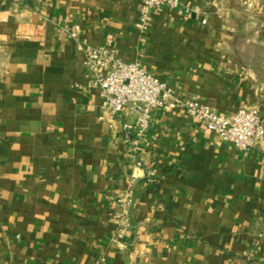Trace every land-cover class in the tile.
<instances>
[{
	"label": "crops",
	"instance_id": "obj_1",
	"mask_svg": "<svg viewBox=\"0 0 264 264\" xmlns=\"http://www.w3.org/2000/svg\"><path fill=\"white\" fill-rule=\"evenodd\" d=\"M142 2L0 0V264H264V145L245 152L184 109L155 111L139 145L157 170L149 183L125 135L99 120L63 30L92 45L113 34L123 61L183 98L264 120V0H181L193 12L165 6L140 31ZM131 174L123 228L116 200Z\"/></svg>",
	"mask_w": 264,
	"mask_h": 264
},
{
	"label": "built area",
	"instance_id": "obj_2",
	"mask_svg": "<svg viewBox=\"0 0 264 264\" xmlns=\"http://www.w3.org/2000/svg\"><path fill=\"white\" fill-rule=\"evenodd\" d=\"M165 6L182 13L193 12L183 6L181 0H143L136 28L146 31L150 15ZM63 30L81 48L89 86L97 90L102 98V109L107 116H100L99 120L106 122L110 128H118L125 135L134 157L138 159L136 166L144 171L149 183L155 182L157 170L146 166L140 157L139 145L155 111L184 109L208 130L245 152L264 145V120L257 109H241L233 115L218 114L198 99H185L178 95L173 87L139 63L123 61L115 47L116 37L113 34H108L105 43L92 45L81 35L78 27H65ZM126 112L133 116V120L124 117ZM133 134L137 139L132 138ZM137 180L138 177L131 174L127 190L116 200L118 209L115 218L123 228L131 226L130 210L135 203L134 186Z\"/></svg>",
	"mask_w": 264,
	"mask_h": 264
}]
</instances>
